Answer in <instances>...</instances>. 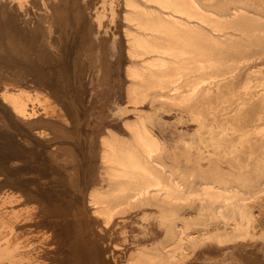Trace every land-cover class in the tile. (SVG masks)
Masks as SVG:
<instances>
[{"label": "rangeland", "instance_id": "rangeland-1", "mask_svg": "<svg viewBox=\"0 0 264 264\" xmlns=\"http://www.w3.org/2000/svg\"><path fill=\"white\" fill-rule=\"evenodd\" d=\"M138 1L171 24L170 30L161 35L165 39L162 43L165 52L145 53L142 56L147 75L142 87L135 91L145 95L143 103L138 104L140 109L131 108L125 97L123 71L128 63L139 65L141 62L140 58L123 54L122 46L127 45L125 40L128 37L126 29H133L127 19L131 9L125 0H0V7L4 6L0 8L1 20L6 16L12 17L26 29L34 28L32 32L38 29L36 32H43L38 42L47 39L50 34L55 41H47L55 51L63 47L65 26L62 24L61 27L58 21L62 18V9L69 8L73 17L79 10L81 18L92 25L90 34L94 44L91 46L89 40L82 43L81 63L86 60L83 63L86 72L80 76L81 72L77 69L78 64H74L73 57L68 60L70 62H66L65 73L62 71V80L65 79V83L70 86L65 97H73L78 105L75 109L70 107L72 121L68 123L67 129L70 133L66 134L67 140L63 137V154L60 158L57 156L66 163L62 166L63 171H66L64 174L67 169L74 174L72 184H75L67 187L70 191L66 188L64 192L61 189L63 193L59 191L69 196L72 194L75 198L78 193L81 194L85 183H91L101 191L95 198L96 210L111 213L112 217L106 225L94 222L93 227L101 238L104 237L100 241L108 249L105 255L112 264H264V237L259 235L264 225L256 227L258 235L253 239L233 244L209 240L195 247L187 244L186 231L180 235L183 238L180 246V236L173 237L172 221L167 219L168 211L174 209L149 194L138 195L135 190L113 192L112 184L99 169L96 153L97 136H101L107 128L117 131L124 122L143 118L163 143L162 154L153 158H146L138 148L133 147L136 156L152 173H161L165 179L170 178L171 183L179 178L186 179L182 185L188 193L200 189L192 176L202 175L208 181L219 180L213 184L222 187L224 177H232L229 174L234 171L240 178H230V184L242 194H252L249 209L256 223L259 220L263 222L264 0H192L195 6L190 18L188 10L183 7H178L177 11L175 7L165 9L155 2ZM1 9H4L3 13ZM182 21L188 22L190 26L180 27L179 22ZM35 23L42 25V28ZM59 26L61 28L58 29ZM147 32L153 36L159 34L156 31ZM160 59L163 60L160 66L148 64ZM56 74H53L56 81H51L58 84L56 86L55 83V92L60 88V74ZM178 94L185 97L177 99L175 96ZM120 133L125 137L126 148L133 145L128 132L121 130ZM69 135H74L72 141ZM78 140L80 143H77ZM79 144H82L80 148ZM72 145L73 148L76 145L79 152L74 151ZM73 151L76 157L83 152L82 156L76 158ZM48 155H41V161L45 163L47 160L45 165L49 160L50 164H55V160L49 159ZM78 160H81L80 163H77ZM52 170L50 167L47 174ZM171 171L174 172L172 175ZM57 175L62 178L61 174ZM78 183L83 188L78 186L76 190L74 186ZM253 190H256L255 194ZM54 191V195H60L57 190ZM70 203L77 204L72 200ZM65 205L66 218L77 213L79 216L77 208L70 207L71 204L69 208ZM177 210L181 213L176 216L180 229L186 223H200L199 219L194 220L190 216L192 210L185 203L179 205ZM88 215L91 217L92 211ZM52 216V213H48L46 218ZM33 217L34 220L41 219L37 214ZM80 226L77 230L81 235ZM192 235H198L195 229Z\"/></svg>", "mask_w": 264, "mask_h": 264}, {"label": "bare ground", "instance_id": "bare-ground-1", "mask_svg": "<svg viewBox=\"0 0 264 264\" xmlns=\"http://www.w3.org/2000/svg\"><path fill=\"white\" fill-rule=\"evenodd\" d=\"M143 1L155 2L165 9L175 7L177 11L178 7L179 9L183 7L188 10L189 18L195 6L192 0ZM125 3L131 9L127 19L132 23L133 29H126L128 37L125 40L127 45L122 43L123 54L127 53L141 59L139 65L128 63L123 71L125 97L131 108L140 109L141 106L138 104L143 103L145 95L135 91L142 87L147 75L142 56L145 53L165 52L162 44L165 39L161 35L170 30L171 24L169 20L146 9L138 0H125ZM62 10L64 11L62 18L58 21L61 27L62 24L65 26L63 47L56 51L47 41V39L55 41L50 34H46L47 39L38 42L42 31V33L36 32L38 29H35L32 32L34 29L32 27H30L32 30L28 28L27 30L12 17L6 16L0 19V122H2L0 123V159L3 158L0 160L3 161L1 163L3 165L0 164V264H112L105 255L108 249L100 241L104 237L101 238L93 227L94 222L106 225L112 217L111 213L96 210L95 198L101 191L95 189L91 183H85L83 188L80 182L81 185L78 183L76 187L74 186L76 190L78 186L83 188L82 192L80 191L81 194H77L78 197L74 195L75 198H73L72 194L71 196L62 194L64 188L67 190V187L75 184V182L72 184L74 174L68 169L64 174L66 171H63L62 166L66 163L58 157L60 158L63 154L61 148L64 147L62 145H64L66 134L70 133L67 130L68 123L72 121L70 107L75 109L76 104L78 105L73 97H65V92H68L70 86L65 83V79L62 80V73L66 69V62H70L68 60L73 57L74 64H78L77 69L79 73L81 72L80 76L83 75V72H86V65L83 64L86 60L81 63L82 43L89 40L91 46L94 44L90 34L92 25L81 18L79 10L74 17L69 13V8ZM169 18L173 19L170 16ZM179 25L182 28L190 26L185 21L179 22ZM60 26L58 29L61 28ZM148 30L159 34L153 36L152 33L147 32ZM122 41L124 42L123 39ZM148 64L160 66L163 60H153ZM51 66L60 69H53ZM77 69L75 68L76 75ZM67 70L69 72V68ZM53 72L60 74L58 79L60 88H57V92H55L56 89L54 91L55 83L56 86L58 85L57 82L51 83L55 79L53 74H56ZM175 97L182 99L185 96L178 94ZM121 130L131 135L134 146L130 145L127 148L124 146L125 137L121 135ZM81 133L83 134L84 131ZM73 136L70 137L71 141ZM97 137L96 153L100 164L99 169L112 184L113 192L135 190L138 191V195L149 194L157 201L172 207L174 210L168 211L167 217L169 221H172V235L178 238L187 231V244L190 247H195L201 242L207 243L209 240L221 244H233L240 240L253 239L258 235L256 227L264 225V220L260 222L259 218L257 219L259 221L255 222L256 219L249 209V198L252 194H242L239 189H234L230 184V178L237 180L240 178L234 171L229 174L232 177H224L225 182L222 183V187L213 184L219 180L208 181L202 175L192 176L191 178L196 179L200 189L188 191V193L182 185L183 182L186 183V179L179 178L171 183L170 178L165 179L161 173H152L136 156L133 147L138 148L146 158H153L162 154L163 143L143 118H138L135 122H124L122 128L117 131L107 128L101 136ZM76 145L75 148L72 145L74 151L82 144L78 147ZM86 147L84 146V149H87ZM45 154H50L49 159L53 158L55 164L51 163V165L49 160V163L45 165L47 160L44 159L45 163L41 161V155ZM81 154L77 157L80 158ZM73 155L76 157V153ZM48 164L53 170L47 174L50 168ZM44 165L45 169H43ZM79 167L78 170L81 169V166ZM173 173L171 171L170 174ZM57 174H61L62 178H58ZM59 189L63 192L60 193ZM53 190H57L60 195H54L56 191L53 192ZM68 190L70 191V188ZM252 192L255 194L256 190ZM71 200L77 204L70 203ZM182 203L192 210L190 216L194 217V220L199 219L200 223L195 222L190 225L186 223L183 228H179L176 216L181 213L177 207ZM65 204L67 208L69 204L72 205L70 207L77 208L80 211L79 216L77 217V213V215L74 214L75 216L66 218ZM89 211H92L91 217L88 215ZM47 212L52 213L53 216L46 218ZM35 214L41 219L34 220ZM197 224L199 225L195 228L194 225ZM79 225H81V235L77 230ZM194 229L198 233L197 236L192 235ZM259 235L264 237V230ZM179 241L181 246L182 236Z\"/></svg>", "mask_w": 264, "mask_h": 264}]
</instances>
